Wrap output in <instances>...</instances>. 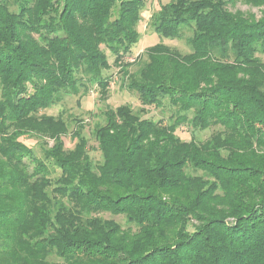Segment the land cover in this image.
I'll use <instances>...</instances> for the list:
<instances>
[{
	"label": "trees",
	"instance_id": "1",
	"mask_svg": "<svg viewBox=\"0 0 264 264\" xmlns=\"http://www.w3.org/2000/svg\"><path fill=\"white\" fill-rule=\"evenodd\" d=\"M146 1L0 0V264H264V15L168 0L150 30L190 52L131 63ZM112 66L142 109L103 113L95 162L82 120L69 150L42 112L95 86L106 101ZM167 102L169 123L143 117Z\"/></svg>",
	"mask_w": 264,
	"mask_h": 264
},
{
	"label": "rangeland",
	"instance_id": "2",
	"mask_svg": "<svg viewBox=\"0 0 264 264\" xmlns=\"http://www.w3.org/2000/svg\"><path fill=\"white\" fill-rule=\"evenodd\" d=\"M168 0H147L146 7L142 14V21L139 24L138 30L141 34V39L139 43L134 47L133 54L129 57V62H134L137 57L145 54L147 48L154 46L158 43H163L172 48H177L183 53H189L190 49L187 46L185 40H170L160 38L158 34L153 33L150 30V19L158 12L162 4H166ZM230 10L232 12L242 11L245 14H252L257 19L261 18L264 14L263 7H253L248 5L242 0H239L234 5H230ZM110 63L114 61L113 57L109 58ZM117 67L112 66V68L104 73V76L112 77V84L109 88L108 99L106 101L100 100L99 89L95 86L88 94H83L77 97L67 98L65 102L57 105L51 109L43 111L42 114L47 116H62V118L67 122L69 126L68 133L63 137V141L67 149L72 150L75 147L76 141L74 140L73 133L78 129L77 120H82L84 122L83 134L89 141V154L95 162L101 160V155L97 150V143L93 137V131L97 124L103 122V113L108 108L116 109L117 107L127 104L130 105L136 112L142 109V105L139 102L138 96L134 92H130L125 87V81L119 73ZM146 113L143 114L144 118H151L155 121L164 120L165 123L170 122V117L174 114V108L170 105L165 104L164 107L156 108H145ZM217 129L211 128L204 132H191L188 127H181L177 135L185 140L190 141L192 138L196 141H203L208 139ZM23 141L32 147L38 155H41L42 148L53 145V140L49 138L42 137H25ZM59 172L57 171L54 176H57ZM106 219H111L110 215H103ZM116 221L124 223V219L117 217Z\"/></svg>",
	"mask_w": 264,
	"mask_h": 264
}]
</instances>
